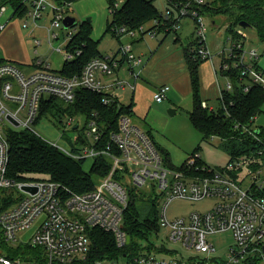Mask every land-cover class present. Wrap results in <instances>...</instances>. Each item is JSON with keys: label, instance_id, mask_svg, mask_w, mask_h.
I'll list each match as a JSON object with an SVG mask.
<instances>
[{"label": "built area", "instance_id": "obj_1", "mask_svg": "<svg viewBox=\"0 0 264 264\" xmlns=\"http://www.w3.org/2000/svg\"><path fill=\"white\" fill-rule=\"evenodd\" d=\"M124 1L115 0L110 13L114 14ZM209 1H172L160 16L137 30L128 31L126 27L114 29L118 34L134 36L139 33L154 37L159 27L175 32L182 19L192 17L197 42L193 49L203 60H209L213 57L206 43L207 26L205 14L201 11ZM30 2L25 26L30 24L29 20L36 25L47 6H51V25L66 29L63 10L70 3L60 5L56 0ZM8 8L7 4L0 5V33L11 23L10 18L1 21ZM14 17L13 10L11 18ZM76 32L77 26L67 28L65 49H56L63 54L64 62L73 61L83 53L82 48H67ZM236 34L235 38L232 35L228 38L232 44L228 53L222 51L219 55L233 58V65L239 68L240 78L244 79V91H249L255 84L264 88V70L258 64V50L245 48L243 27L237 28ZM60 36V32L51 34L48 28L51 45L52 40L60 39ZM31 37L37 51L42 42L34 34ZM225 58L221 63L223 70L232 64ZM124 62L130 69L141 65L144 58L133 50L131 43L122 44L116 51L89 60L80 73L68 76L55 69L44 57L37 56L23 66L8 62L2 57L0 48V264H211L212 261L199 257L180 259L173 253L167 256L164 254L167 251L160 252L166 257H159V251L148 250L145 245L137 253H125L118 259L90 260L92 241L89 231L93 228L112 232L120 248L130 244L131 236L123 227L125 210L131 194L144 191L160 196L159 230L167 227L169 241L200 253H210L216 247L209 242L208 236L230 230L237 247L231 248L226 261L217 264H237L256 255L260 257L259 264H264V140L260 137V126L255 124L256 115L249 125L237 121L234 127L241 128L263 145L256 154L233 157L220 167L207 165L198 151L192 153L184 167L169 166L150 132L137 124L132 114L122 113L117 129L110 131L109 142L104 145L100 143L104 140L105 127L93 117L85 118L83 125L88 128L82 134L84 141L79 144L78 140L77 151L74 147L67 149L45 139L77 159L95 160L102 155L109 159V172L96 181L92 190L79 193L47 177L23 180L9 175L11 131L29 130L39 134L35 125L42 102L47 97L73 103L78 92L86 89L106 93L103 97L106 104L117 101L120 105L112 89L135 90V83L117 79L108 84L104 77L116 75ZM131 73L138 78L135 71ZM170 89L169 84H162L154 94L155 99L163 101ZM232 89L233 83L229 80L225 86L220 85V95ZM202 105L210 110L216 108L206 101ZM73 120L71 118L66 124L73 125ZM77 125L80 129V122L75 127ZM249 179L250 184L245 187ZM27 186L36 190H28ZM177 198L194 201L216 198L217 201L207 211H194L187 216L170 219L168 206ZM33 227H36L35 231L26 240V232Z\"/></svg>", "mask_w": 264, "mask_h": 264}, {"label": "trees", "instance_id": "obj_2", "mask_svg": "<svg viewBox=\"0 0 264 264\" xmlns=\"http://www.w3.org/2000/svg\"><path fill=\"white\" fill-rule=\"evenodd\" d=\"M27 0H0V5L7 4L14 10L15 17H21L26 14ZM60 5L72 3L76 0H56ZM109 9L114 7L115 0H107ZM172 1L185 0H167ZM202 13L215 18L221 16L227 24L229 36L236 37V30L240 27L239 23L246 21L255 29L262 41H264V0H210L202 6ZM160 11L154 4V0H125L124 3L115 10L112 15V21L107 26V31L112 32L120 38L123 34H118L114 28L126 27L128 31L137 30L143 24L160 16ZM168 32L164 26L158 28V32ZM99 41L92 38V25L89 20L81 22L77 32L72 37L67 48L75 50L82 48L83 53L73 61H65L60 72L72 76L81 72L84 65L94 57L102 56L99 50ZM194 39L186 49L188 69L191 76L193 91V108L189 112V118L192 124L202 133L203 138L209 139L212 136H219L226 140L225 146L231 151V157L256 154V150L261 144L256 138L244 133L241 128H235V122L239 121L249 125L253 116H258L262 111L264 104V88L258 84L252 85L249 91H244V79H241L240 70L233 65V58L226 59L225 54L220 55L222 61L228 60L230 68L223 70L221 74L229 78L233 83L231 91H224L219 96L218 106L210 110L209 107H203L204 100L200 90L199 65L203 60L193 49L196 45ZM106 93L93 92L90 90H80L75 101L72 103L75 112L81 113L86 120L96 118L101 126L105 127V133L100 144L109 142L110 131L118 127V119L122 113L134 115V104L124 105L113 102L106 104L103 97ZM56 98H45L42 102L38 120L46 113L50 112L56 105ZM208 103V102H207ZM208 105H211L208 103ZM225 105V106H224ZM97 113V115H95ZM260 137L264 140V125L260 126ZM154 137L153 132L147 129ZM83 142V138L81 137ZM10 142V160L9 175L17 179H33L37 177H47L66 186L70 191L79 193L90 191L94 188L96 181L105 176L111 167L110 161L104 155L95 158L90 171L83 168L84 158H74L57 146L51 144L41 135L29 131L18 130L11 131L9 134ZM264 142V141H263ZM107 144V143H106ZM159 150L166 163L171 167H176L168 152ZM77 151V148H74ZM197 151V148L194 150ZM193 151V152H194ZM196 171V169H194ZM145 199L142 192L131 194L128 206L124 214L123 227L131 236L130 244L120 248L116 244L115 236L112 232L99 228H93L89 231L92 250L90 260L111 257L118 259L126 254H135L142 248L140 240L148 241V237L157 233L160 228L158 212L154 218L141 217L139 203ZM148 246V247H147ZM148 250L159 252L168 251L166 246L160 248L155 244L147 243ZM260 257L254 256L245 259L237 264H259Z\"/></svg>", "mask_w": 264, "mask_h": 264}, {"label": "rangeland", "instance_id": "obj_3", "mask_svg": "<svg viewBox=\"0 0 264 264\" xmlns=\"http://www.w3.org/2000/svg\"><path fill=\"white\" fill-rule=\"evenodd\" d=\"M107 2V0H76L63 10L64 16L70 15L77 19V28L81 22L89 18L91 19L89 22H91L92 25L93 38L99 40V50L103 53L117 48L120 42L126 45V40L132 38L130 35L124 34L119 40L117 36L106 30L107 26L112 21V15ZM30 4V0H27L26 5L29 6ZM154 4L160 12L165 11L168 6L167 0H154ZM12 13L13 8L9 7L8 11L1 17L2 22L7 21L9 18L11 19L9 26L0 33L2 57L8 62L19 63L21 66H23L24 63L33 61L37 56L44 57L51 61L55 69L60 70L64 61V56L62 53L56 51V49L58 47L65 49L68 34L67 29L62 30L61 27H53L51 25V19L53 17L52 7L47 6L44 10L42 19H40L36 25L29 20L30 24L25 26L24 21L26 20V15L11 18ZM213 20L214 19H212L210 15L205 14V24L207 26L206 43L208 44L216 66H218L219 53L222 51L228 53L232 44L228 39L229 31L223 18L221 16L216 17L215 23H213ZM183 23L184 32L180 33L182 30H179L178 34L183 37L184 45L186 46L196 39L195 22L192 17H185ZM48 28L51 34H53V32H60L61 35L60 39L52 40V45L48 41ZM243 31L245 33V48L247 50L251 48L258 50L260 54L258 64L262 70H264V41L261 40L258 32L253 28L243 27ZM32 33L42 42V44L38 46L37 51H35V45L33 43L34 38L31 37ZM160 38L161 35L155 38V41ZM134 51L136 52L135 48ZM145 57H143L144 60ZM229 80L230 79L226 76L219 74L218 81L222 86H225ZM145 81L143 82L145 86L152 89L155 93L161 86V84L156 86V84L152 83V81L147 78H145ZM171 88L173 92L169 91L166 94V98L161 102L155 99V93L147 92L145 105L146 109L150 110L149 115L145 117L146 113H144V110L146 109L138 110L137 108L138 113L133 115L135 122L143 128L153 132L161 149L170 154L174 165L178 169L184 167L196 148L201 155V159L207 165L211 167L225 165L231 157V151L225 146L226 140L219 136L205 140L202 133L192 124L189 118V112L193 108L192 89L185 88L178 90L173 87ZM130 91L131 89L127 88L126 91L119 92L122 102L126 105L130 104V97L132 94ZM212 101V104L215 106L218 105V99ZM171 109L175 110L173 114L170 111ZM71 118H74L73 125H67L66 122ZM77 122L81 124L80 129L75 128ZM84 122L85 116L75 112L72 103L58 99L55 107L38 120L35 129L45 139L56 142L67 149L72 147L79 148L78 140L80 144L81 137H83L82 134L83 132H87L88 128V126L86 128L84 127ZM255 124L257 126L264 125V104L261 113L257 116ZM81 130L82 132L80 133ZM93 162L94 160L91 158L84 160L83 168L86 171H90ZM249 184L250 179L246 181L245 187ZM142 193L145 199L139 203L141 217L154 218L156 216V211L159 212L160 196L157 195L155 197L152 193H147L145 191ZM216 201V198H206L200 201L177 198L168 206V217L174 219L176 217L187 216L194 211L204 212L212 208ZM35 229L36 227H33L26 232V240L33 234ZM167 233V227H162L157 234H151L148 237V241L140 240L139 243L145 245V247L148 242L151 243V245L155 244L158 248L166 246L168 251L164 254L167 256L173 253L172 255H176L180 259L199 257L204 260L212 261L211 264L226 261L229 258L231 248L237 247L235 237L230 230L217 232L208 236L209 242L216 247L215 251L210 253H200L193 248H185L180 243L171 242L166 237ZM158 254L159 257H166L160 252Z\"/></svg>", "mask_w": 264, "mask_h": 264}, {"label": "crops", "instance_id": "obj_4", "mask_svg": "<svg viewBox=\"0 0 264 264\" xmlns=\"http://www.w3.org/2000/svg\"><path fill=\"white\" fill-rule=\"evenodd\" d=\"M183 20L184 19L181 20L180 27L175 32L162 31V32H158L157 35L154 37H150L148 35L139 34V33L134 36L130 35L132 38H128L126 40V43H132V48L133 50L135 48L137 54H140L143 57L146 56L144 62L141 65L134 66L133 68L130 69L128 64L124 62L116 75L104 77V81L108 84L113 81H116L117 79H127L135 83L136 89L130 91L132 93L130 97V104L131 103L134 104L133 106L134 114H137L138 110L146 109L145 101H146L147 92L153 94L155 93L152 89L145 86V83H143L145 81V78L152 81V83L156 84V86L157 85L159 86V84L161 85L169 84L171 87L178 90L185 88L192 89L191 76L188 69L187 56H186V49L189 47L191 42L185 46L183 37H181V35L178 34L179 30H182L180 33L184 32ZM123 35L121 37H123ZM159 35H161V38L155 41V38H157ZM121 37L118 39L120 40ZM92 38H93V34H92ZM95 41H99V40H95ZM122 44L123 42H120L119 46L121 47ZM119 46L104 53L101 52V50L100 52L102 54H107L111 51H115L116 49L118 50L120 48ZM218 58H219L218 66H216L213 58L209 60H205L201 62L199 65L201 96L204 100H207V102L212 106H215L214 104L211 103L213 102L212 100L215 99H218V104H219L221 84L218 81V77L219 74H221L222 57L219 55ZM132 71H135L138 74V78L132 75L131 73ZM123 91L124 90L120 88L112 89L113 94L118 97L120 103L126 105L124 102H122V98L120 97L121 95L119 94V92H123ZM170 91L173 92L172 88L170 89ZM149 111L150 110L147 109L144 110V113H146L145 117L149 115Z\"/></svg>", "mask_w": 264, "mask_h": 264}, {"label": "water", "instance_id": "obj_5", "mask_svg": "<svg viewBox=\"0 0 264 264\" xmlns=\"http://www.w3.org/2000/svg\"><path fill=\"white\" fill-rule=\"evenodd\" d=\"M88 20L90 21L91 19L89 18ZM77 24H78V21H77V19H76L75 17H73V16L67 15V16H65L64 19H63V25H64V28H66V29H67V28H70V27H75V26H77ZM239 25H240L241 27H244V28H245V27L253 28V27L251 26V24L248 23V22H246V21H242V22H240ZM170 111H171L172 114L175 112L174 109H171ZM77 127H78V125H77L75 128H77ZM25 188L28 189V190H32V191H35V190H36L35 187H29V186H27V187H25ZM128 241H130V238H129ZM263 252H264V245H263Z\"/></svg>", "mask_w": 264, "mask_h": 264}]
</instances>
